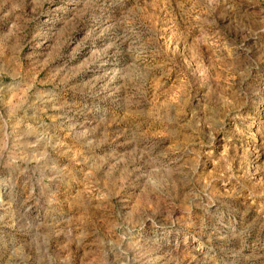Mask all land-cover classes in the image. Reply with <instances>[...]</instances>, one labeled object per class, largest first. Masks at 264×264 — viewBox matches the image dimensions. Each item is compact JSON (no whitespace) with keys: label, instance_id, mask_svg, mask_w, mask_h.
Here are the masks:
<instances>
[{"label":"rangeland","instance_id":"374dc122","mask_svg":"<svg viewBox=\"0 0 264 264\" xmlns=\"http://www.w3.org/2000/svg\"><path fill=\"white\" fill-rule=\"evenodd\" d=\"M0 264H264V0H0Z\"/></svg>","mask_w":264,"mask_h":264}]
</instances>
